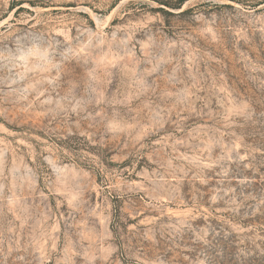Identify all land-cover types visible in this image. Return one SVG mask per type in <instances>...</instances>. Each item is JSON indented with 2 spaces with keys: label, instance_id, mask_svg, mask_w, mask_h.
<instances>
[{
  "label": "rangeland",
  "instance_id": "obj_1",
  "mask_svg": "<svg viewBox=\"0 0 264 264\" xmlns=\"http://www.w3.org/2000/svg\"><path fill=\"white\" fill-rule=\"evenodd\" d=\"M0 264H264V0H0Z\"/></svg>",
  "mask_w": 264,
  "mask_h": 264
},
{
  "label": "trees",
  "instance_id": "obj_2",
  "mask_svg": "<svg viewBox=\"0 0 264 264\" xmlns=\"http://www.w3.org/2000/svg\"><path fill=\"white\" fill-rule=\"evenodd\" d=\"M167 4H169V3H167ZM167 6H169L172 9H174V8H178L180 6V4H177V5H167ZM160 10L162 11L163 9H160Z\"/></svg>",
  "mask_w": 264,
  "mask_h": 264
}]
</instances>
